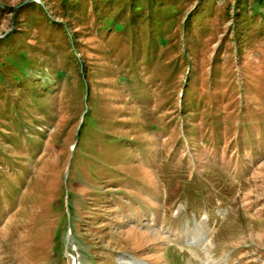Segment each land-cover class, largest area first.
<instances>
[{
	"label": "rangeland",
	"instance_id": "1",
	"mask_svg": "<svg viewBox=\"0 0 264 264\" xmlns=\"http://www.w3.org/2000/svg\"><path fill=\"white\" fill-rule=\"evenodd\" d=\"M72 259L264 264V0H0V264Z\"/></svg>",
	"mask_w": 264,
	"mask_h": 264
},
{
	"label": "bare ground",
	"instance_id": "2",
	"mask_svg": "<svg viewBox=\"0 0 264 264\" xmlns=\"http://www.w3.org/2000/svg\"><path fill=\"white\" fill-rule=\"evenodd\" d=\"M201 231H202V236H203V238H207V237H208V231L204 229V226H202ZM183 235H184V236H182V235H180V236H181V237H185V238L188 236L190 242L193 240V239H191V238L194 236V234H193V230H191V231H190V230H189V231H185V232L183 233ZM185 238H184V239H185ZM184 239L181 240V241H184ZM189 240L187 239V241H185V242L188 243ZM207 246H209V245H207ZM208 248H209V247H206L205 249H207V251H208ZM130 262H131V261H130Z\"/></svg>",
	"mask_w": 264,
	"mask_h": 264
}]
</instances>
